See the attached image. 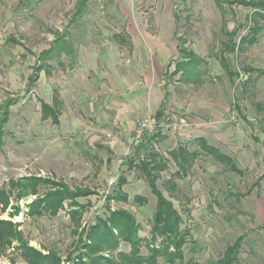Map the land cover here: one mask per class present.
<instances>
[{"label": "rangeland", "instance_id": "374dc122", "mask_svg": "<svg viewBox=\"0 0 264 264\" xmlns=\"http://www.w3.org/2000/svg\"><path fill=\"white\" fill-rule=\"evenodd\" d=\"M77 1L0 0V117L5 104L10 103L0 142V189L11 179L29 175L55 177L71 187L95 189L94 194L78 199L86 204L81 226H87L97 216L107 215L104 194L122 175L128 200L111 202L110 206L130 211L140 224L139 237H150L155 197L141 174L128 167L127 159L136 153L131 136L119 138L114 129L103 134L94 122L96 111L90 112L85 101L70 96L74 93L72 84L78 87L82 77L78 53L90 48L93 53L98 51L100 42L112 40L115 30L123 34L120 26L127 21L136 26L148 21V32L167 39L172 36L175 44L176 38L185 40L186 46L206 61L198 67L203 73L201 83H181L176 80L178 75L170 79L165 102L168 109L159 120L172 121L181 115L198 120L201 125L184 129L200 128L197 131L204 133L208 143L229 155L241 170L232 172L200 151L184 178H171L175 183L171 189L166 181L176 167L168 158V167L156 183L181 214L187 241L182 246L183 261L166 263L159 259V264L214 261L239 236L243 238L235 264H264V74L256 76L243 70H264V25L254 45L240 54L228 55V73L219 60L226 39L222 23L226 21L229 30L244 25L249 8L226 6L227 14L222 16L213 0H89L84 11L75 16ZM238 33L244 34L245 29L238 27ZM62 34L74 49L72 58L61 54L60 60H49L48 71H41L34 79L39 53ZM177 57L175 52L173 58ZM83 69L91 80L86 71L90 67ZM53 88L63 100L57 125L40 116V101L51 103ZM148 111L152 112L143 114ZM232 113L235 120L230 118ZM157 130L167 140H155L153 148L165 157L178 143L197 148L194 138L198 134L182 139V130L160 127L143 137ZM140 153L143 156V150ZM44 188L41 186L40 192ZM134 195L146 201L140 204L133 200ZM23 202L19 201L22 211L12 220L20 223L29 244L54 250L64 259L76 239L67 209L55 216L45 213L31 217L25 214ZM7 217V211L0 208V218ZM118 249L127 252L129 245L120 242ZM141 252H146L144 246ZM0 264L27 263L9 248L0 252Z\"/></svg>", "mask_w": 264, "mask_h": 264}, {"label": "trees", "instance_id": "16d2710c", "mask_svg": "<svg viewBox=\"0 0 264 264\" xmlns=\"http://www.w3.org/2000/svg\"><path fill=\"white\" fill-rule=\"evenodd\" d=\"M88 1H77L75 16L84 11ZM213 1L222 16L227 14L226 6L241 5L250 10L249 14L245 16L244 25L238 24L229 30L226 21L222 23V32L226 39L222 42L219 60L224 69L230 73L228 71L230 66L228 55L240 54L258 41L264 25V0ZM175 21H178L177 16H175ZM238 27L244 28L245 33H238ZM174 36L176 38V33ZM176 40L178 57L174 60L173 71L168 74L171 77L178 75L177 80L181 83H201L203 73L198 67L199 64L206 62L205 59L187 47L185 40L179 38ZM61 54H66L70 58L74 54V49L66 40L65 34L57 37L50 47L39 53L38 64L34 67V79H37L39 71H48L49 60H60ZM243 70L248 74L256 73V76L264 74V70L251 67H244ZM249 79L247 77L246 80ZM9 105L10 103H6L4 110L1 111L0 142ZM57 114L56 108L47 103H41L42 118L50 117L53 122H57ZM155 116L156 119H160L163 116V109L159 108ZM158 136L157 130V132L143 137L137 144L136 153L127 159L128 167L136 169L141 174L155 197L148 239L139 237L140 224L130 211L121 207L112 209L110 206L112 201L126 202L128 200L127 193L122 189L126 182L122 175L117 178L110 191L104 194L107 215L105 217L97 216L94 223L87 226H81V216L86 210V204L79 202L78 199L94 194L93 189L85 186L70 187L63 180L53 177L29 175L11 179L0 189V208L2 212L7 211L8 216V218H0V252L3 254L11 248L27 264H159V259L166 263H173L175 260L183 261L182 246L187 241V233L181 229V214L173 205L172 200L163 194L156 183L161 172L168 167L169 159L176 167V170L166 181L171 189L175 188V183L170 182L171 178H184L194 165L200 151L226 165L232 172L240 173L241 170L236 167L234 160L229 155L208 143L201 136L194 138L197 148L190 149L187 144L178 143L176 147L168 151L169 157H165L153 148L154 141ZM141 150L144 152L143 156L140 153ZM41 186L45 187L42 192L39 190ZM20 200L24 201L25 214L31 217L41 216L45 213L55 216L59 210L67 209L72 222L71 232L76 234V239L71 243L72 251L69 250L64 259H61L54 250L45 249L43 252V248H36L29 244L19 227L20 223L12 220L22 211ZM133 200L143 204L146 198L134 195ZM242 238L239 236L231 244H228L216 260L206 263L190 261V264H235ZM120 242L129 245L127 252L118 249ZM142 246L146 249L145 253L141 252Z\"/></svg>", "mask_w": 264, "mask_h": 264}, {"label": "crops", "instance_id": "0c3cea01", "mask_svg": "<svg viewBox=\"0 0 264 264\" xmlns=\"http://www.w3.org/2000/svg\"><path fill=\"white\" fill-rule=\"evenodd\" d=\"M148 26V21L140 22L137 26L135 22L127 21L120 26L123 34L115 30L118 27L115 28L116 32L112 40L101 41L98 51L93 53L90 48V51L86 49L78 53L81 69L79 72L82 77L79 79L78 87H74L75 83L72 84L71 90L74 93L70 94L72 100L85 101L90 112L96 111L94 122L97 121L95 123L101 126L103 134H108L114 129L117 130L119 138L127 139L131 136L133 144L136 145L135 151L141 140L134 139V131L132 132L134 120L146 110H151L154 116L159 108L163 109V114L167 111L165 102L170 93L169 81L176 76L171 77L168 74L173 71L175 60L173 57L176 52V44L172 41V36L167 39L150 33L147 30ZM87 66L90 67L86 71L90 73L91 80L83 71ZM41 71L38 72V77ZM51 99V103L40 101V116L41 119H49L52 124L57 125L60 122L59 116L63 106L57 88L52 89ZM42 102L57 109V122H53L50 117L42 118ZM199 129H192L193 131L184 129L180 131L179 137L183 139L193 133L205 138L202 131H197ZM156 140L165 141L167 137L158 136ZM107 150L111 149L107 148ZM107 160L109 161V157Z\"/></svg>", "mask_w": 264, "mask_h": 264}, {"label": "built area", "instance_id": "2783aa9c", "mask_svg": "<svg viewBox=\"0 0 264 264\" xmlns=\"http://www.w3.org/2000/svg\"><path fill=\"white\" fill-rule=\"evenodd\" d=\"M231 119L235 120L232 113ZM211 124L212 121H209ZM201 123L198 120L190 119L185 115L174 118L172 121L169 119L159 120L156 119L153 112H146L136 120L134 129V139L140 140L146 132H152L160 127H167L173 130H182L186 127L199 126Z\"/></svg>", "mask_w": 264, "mask_h": 264}]
</instances>
